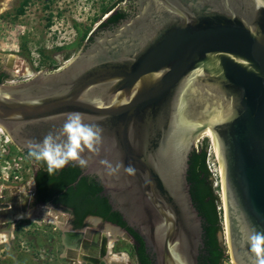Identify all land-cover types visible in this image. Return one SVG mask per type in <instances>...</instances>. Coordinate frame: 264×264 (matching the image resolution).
Here are the masks:
<instances>
[{
    "label": "water",
    "instance_id": "95a60500",
    "mask_svg": "<svg viewBox=\"0 0 264 264\" xmlns=\"http://www.w3.org/2000/svg\"><path fill=\"white\" fill-rule=\"evenodd\" d=\"M135 2L133 17L101 32L102 21L60 70L0 83V127L26 152L58 132L69 113L97 125L100 142L82 153L80 176H98L111 211L155 253V264H197L202 218L187 162L196 141L211 136L231 262L256 264L248 238L264 233V8L255 0ZM3 196L0 222L9 223L7 211L31 209L28 190ZM63 222L65 258L78 253L82 263L117 264L103 233ZM106 225L134 241L126 229Z\"/></svg>",
    "mask_w": 264,
    "mask_h": 264
},
{
    "label": "rangeland",
    "instance_id": "374dc122",
    "mask_svg": "<svg viewBox=\"0 0 264 264\" xmlns=\"http://www.w3.org/2000/svg\"><path fill=\"white\" fill-rule=\"evenodd\" d=\"M124 2L125 0H13L9 3L8 10L0 14V72H7L10 80L16 84L44 69L49 72L53 67L56 68L54 71L60 70L79 54L88 35L110 15V9L116 4L122 6ZM8 56L18 61L17 69L6 66ZM25 66L28 67L29 74L23 73L20 76L21 69ZM204 141L206 166L210 170L212 189L218 196L217 210L222 230L217 236L219 243L228 251L224 235L225 218L218 161L209 138L202 137L197 148ZM33 172V166L18 149L12 143H3V138L0 137V192L11 186L33 191ZM63 221L68 225V217ZM91 223L90 228L104 234L106 224ZM5 224L0 229L9 225ZM12 225L13 239L0 244V264H86L65 258L60 241L62 230L57 224L22 218ZM114 245L113 250L127 253L130 264H135L128 241L118 235Z\"/></svg>",
    "mask_w": 264,
    "mask_h": 264
},
{
    "label": "trees",
    "instance_id": "16d2710c",
    "mask_svg": "<svg viewBox=\"0 0 264 264\" xmlns=\"http://www.w3.org/2000/svg\"><path fill=\"white\" fill-rule=\"evenodd\" d=\"M125 17V11L115 10L107 17V23L121 22ZM55 69L51 68L52 71ZM8 79V75L0 72V83ZM28 152H24V156L39 167L35 176L36 203L53 204L70 212L74 228H79L86 216H97L126 229L138 244L134 246L138 263L151 264L144 252L141 238L126 226L117 212L111 211L107 198L101 194V186L94 178L80 176V167L72 163L50 176L46 164L31 159ZM206 156L204 141L199 149L194 147L189 153L186 179L193 205L202 218L203 246L199 250L198 264H221L226 256L225 248L219 243L217 236L222 230L217 210L218 196L212 189Z\"/></svg>",
    "mask_w": 264,
    "mask_h": 264
},
{
    "label": "clouds",
    "instance_id": "9594fccd",
    "mask_svg": "<svg viewBox=\"0 0 264 264\" xmlns=\"http://www.w3.org/2000/svg\"><path fill=\"white\" fill-rule=\"evenodd\" d=\"M255 5L257 10L264 8V0H255ZM100 138L101 129L97 125L85 123L80 113L73 112L67 115L58 132H49L40 142H30L28 155L36 162H44L51 176L69 163L85 167L87 160L82 153L95 151ZM248 240L256 264H264V233H254Z\"/></svg>",
    "mask_w": 264,
    "mask_h": 264
},
{
    "label": "bare ground",
    "instance_id": "6f19581e",
    "mask_svg": "<svg viewBox=\"0 0 264 264\" xmlns=\"http://www.w3.org/2000/svg\"><path fill=\"white\" fill-rule=\"evenodd\" d=\"M12 1L13 0H4L2 2V4L0 5V14L3 11L8 10L9 3ZM5 63H6V66L8 68H12V69L18 68V61L12 56L6 57ZM23 73L25 75L29 74L27 66H25ZM202 137H207L212 141L211 136L204 134V135H202ZM219 173H220V171H219ZM220 179H221V176H220ZM220 183H221V181H220ZM221 200H222V205H223L222 193H221ZM32 211L33 210H31V211L29 210L25 213L18 212L15 214L13 213V210L7 211L5 218L7 221H9V223L12 222L14 219H22V218H30V219L34 220V219H36L34 217L35 215L39 216L40 220L51 223V224H57V223H60L64 220V216H62V214H60V213L58 214V212L51 211L45 207H41V208L39 207L38 210H36V212H32ZM223 211H224V205H223ZM90 221L95 223V224H97L99 222L98 220H95L93 218H91ZM37 222L39 224L41 223L40 221H37ZM224 223H225V221H224ZM224 226H225V224H224ZM105 229H106V231L104 232V235L107 237V250L109 252V257L111 258V260L113 262H115L117 264H123V263L127 264V262L129 261L128 254L123 252V251L113 250L114 246H115L114 244L117 241V237H118V235H121V234L119 233L118 230H116L115 228L108 226V225L105 226ZM13 230H14V226L11 225L7 230L1 232L0 233V243H5V242H8L9 240L13 239V235H14ZM224 235L226 236V227L224 228ZM76 254L78 255V253H76ZM76 254L73 256L75 258L72 261L80 262V260H81L80 254L78 256ZM68 259L71 260V258H68Z\"/></svg>",
    "mask_w": 264,
    "mask_h": 264
},
{
    "label": "flooded vegetation",
    "instance_id": "af4514ba",
    "mask_svg": "<svg viewBox=\"0 0 264 264\" xmlns=\"http://www.w3.org/2000/svg\"><path fill=\"white\" fill-rule=\"evenodd\" d=\"M135 1H142V0H127V2H126V6H125V8H118V4H116L113 8H112V11H115V10H122V11H125L126 12V17L123 19V20H125V19H128V18H130V17H133L134 16V14L137 12V4H136V2ZM122 20V21H123ZM121 21V22H122ZM103 24L100 26V28H99V31H106V30H112V29H114V28H116L117 27V25L120 23V22H115V23H107V18H106V20H103V22H102ZM90 42V41H89ZM89 42H88V44H89ZM6 75H8L9 76V79L8 80H10V75L7 73V72H4ZM6 82V81H5ZM16 148V147H15ZM18 151L23 155V157H24V159L27 161V162H29L32 166H33V168H34V172H33V184H34V190L33 191H30L31 192V203H30V208H36V206L38 205V204H41V203H36V196H35V192H36V187H35V176H36V174H37V171H38V166L35 164V163H33V162H31V161H29L25 156H24V152L25 151H20L19 149H18ZM73 165H76V166H78V167H80V170L82 171V172H84L85 171V167H81V166H79L77 163H72ZM68 166V165H67ZM81 172V173H82ZM85 176H90V177H92V178H94L98 183H99V185H100V181H99V178H98V176L96 175V174H87V175H85ZM101 186V185H100ZM14 187H18V188H20L19 186H11L10 188H7V189H5V190H11L12 188H14ZM102 188V187H101ZM5 190H2L1 192H0V199L1 198H4V196H3V191H5ZM102 191V190H101ZM9 195H12V194H9ZM106 197V196H105ZM44 205H47V206H54L53 204H44ZM55 207V206H54ZM38 208L39 207H37L36 209H34L32 212H36V210H38ZM41 208V207H40ZM55 208H57V209H60L61 211H63V213L64 214H66V215H68V225L72 228V229H84V228H87V227H92V223H91V221H89V218L91 219V217H95V216H86L84 219H83V221H82V225L79 227V228H74L73 227V225H72V222H73V215L70 213V212H67L66 210H64L63 208H60V207H55ZM1 210V209H0ZM32 209H30V211H31ZM29 211V210H28ZM17 220H20V219H14L12 222H10L9 223V225L6 227V228H1L0 229V233L1 232H3V231H5V230H7L12 224H13V222L14 221H17ZM106 222L107 221H104L103 219H101V221H99L98 222V224H106ZM107 223H110V222H107ZM110 224H112V225H115V224H113V223H110ZM6 224H5V222H0V226H5ZM106 226V225H105ZM201 226H202V223H201ZM203 230V229H202ZM202 235H203V233H202ZM142 240V239H141ZM142 243H143V241H142ZM0 244H2V243H0ZM129 244H130V247H131V251H132V254H133V257H134V263L135 264H139L138 263V261H137V257H136V254H135V251H134V246L136 245H138L135 241H133L132 243H130L129 242ZM202 246H203V240H202V244H201V247L200 248H202ZM143 247H144V252H145V254L147 255V257H148V259H149V261L151 262V264H155V253H153V251L150 249V248H148L144 243H143ZM200 250V249H199ZM225 256H228L229 255V249H228V251H225ZM198 256H199V254H198ZM197 264H198V257H197Z\"/></svg>",
    "mask_w": 264,
    "mask_h": 264
},
{
    "label": "built area",
    "instance_id": "2783aa9c",
    "mask_svg": "<svg viewBox=\"0 0 264 264\" xmlns=\"http://www.w3.org/2000/svg\"><path fill=\"white\" fill-rule=\"evenodd\" d=\"M5 83H7V84H13L14 82L12 81V80H7ZM0 137L1 138H3V143H11V141L9 140V138H8V136L6 135V133L4 132V130L3 129H1L0 128ZM201 139V138H200ZM199 139V140H200ZM199 140L198 141H196V143H195V148H197V143L199 142ZM208 168V167H207ZM208 170H209V168H208ZM210 171V170H209ZM29 192H30V190H28ZM221 264H232V262H231V258H230V255H228V256H226L225 258H224V260L221 262Z\"/></svg>",
    "mask_w": 264,
    "mask_h": 264
},
{
    "label": "crops",
    "instance_id": "0c3cea01",
    "mask_svg": "<svg viewBox=\"0 0 264 264\" xmlns=\"http://www.w3.org/2000/svg\"><path fill=\"white\" fill-rule=\"evenodd\" d=\"M63 255H64V250H63ZM68 259V258H67ZM69 261H72V260H70V259H68ZM124 264V263H123Z\"/></svg>",
    "mask_w": 264,
    "mask_h": 264
}]
</instances>
